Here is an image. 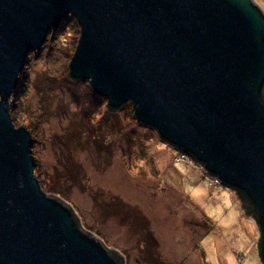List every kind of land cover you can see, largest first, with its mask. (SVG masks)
<instances>
[{
	"label": "water",
	"instance_id": "95a60500",
	"mask_svg": "<svg viewBox=\"0 0 264 264\" xmlns=\"http://www.w3.org/2000/svg\"><path fill=\"white\" fill-rule=\"evenodd\" d=\"M68 17L72 80L185 152L256 210L264 264V12L253 0H0V264H119L34 176L9 99ZM243 205V204H242Z\"/></svg>",
	"mask_w": 264,
	"mask_h": 264
},
{
	"label": "rangeland",
	"instance_id": "374dc122",
	"mask_svg": "<svg viewBox=\"0 0 264 264\" xmlns=\"http://www.w3.org/2000/svg\"><path fill=\"white\" fill-rule=\"evenodd\" d=\"M78 38L75 19L63 20L9 99L15 127L34 140L41 189L123 264H262L257 223L233 191L140 125L130 102L108 111L70 79Z\"/></svg>",
	"mask_w": 264,
	"mask_h": 264
},
{
	"label": "trees",
	"instance_id": "16d2710c",
	"mask_svg": "<svg viewBox=\"0 0 264 264\" xmlns=\"http://www.w3.org/2000/svg\"><path fill=\"white\" fill-rule=\"evenodd\" d=\"M85 83L88 84V82H85ZM88 87H89L90 91L96 96V94H95V93L92 91V89L90 88L89 84H88ZM97 96H98V95H97ZM262 100H263V102H264V91L262 92ZM106 109H107L108 111H111V112H116V111L119 110V109H116V110L112 111V110H109V109L107 108V106H106ZM173 148H174V147H173ZM175 149H176V148H175ZM177 150H178V149H177ZM178 151L180 152V156H181L182 158L186 159V157H188L191 161L196 162L194 159H192L190 156H188L185 152H183V151H181V150H178ZM178 162H180V161H178ZM196 164H197V165H200V164H198L197 162H196ZM200 166H201V165H200ZM201 168L203 169L202 166H201ZM213 178L217 179L216 177H213ZM220 185H222V184H220ZM222 186H224V185H222ZM225 187H226V186H225ZM227 188H228V187H227ZM228 189L231 190V191H233V192L237 195V197L242 201L243 208H244V210L246 211V213L252 215L253 219H254L255 222H256V210H255V208H254L252 205H249V206L246 205V204H247V199L245 198V196H244L241 192H239V191H236V190H234V189H230V188H228ZM68 208H69V207H68ZM69 210H70V212H71V215H72V217H73V219H74V221H75L77 227L80 228V229H82L81 226H80V224H79V220H78V218L74 216L73 210L70 209V208H69ZM82 230H83V229H82ZM83 231H84V230H83ZM84 232H85V231H84ZM86 233H87V232H86ZM88 234H89V233H88ZM259 242H260V232H259ZM105 249H106V248H105ZM106 251L108 252V254H109L112 258H115L116 255L119 256L118 263H119V264H123V261H124L123 256H120L118 253H116V252H114V251H109V250H107V249H106ZM258 252H259V243H258ZM259 258H260V257H259Z\"/></svg>",
	"mask_w": 264,
	"mask_h": 264
},
{
	"label": "built area",
	"instance_id": "2783aa9c",
	"mask_svg": "<svg viewBox=\"0 0 264 264\" xmlns=\"http://www.w3.org/2000/svg\"><path fill=\"white\" fill-rule=\"evenodd\" d=\"M215 184H219V181L217 179H214Z\"/></svg>",
	"mask_w": 264,
	"mask_h": 264
},
{
	"label": "crops",
	"instance_id": "0c3cea01",
	"mask_svg": "<svg viewBox=\"0 0 264 264\" xmlns=\"http://www.w3.org/2000/svg\"><path fill=\"white\" fill-rule=\"evenodd\" d=\"M258 5V4H257ZM259 6V5H258ZM260 7V6H259ZM262 9V11L264 12V9L262 7H260Z\"/></svg>",
	"mask_w": 264,
	"mask_h": 264
}]
</instances>
